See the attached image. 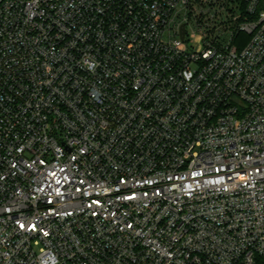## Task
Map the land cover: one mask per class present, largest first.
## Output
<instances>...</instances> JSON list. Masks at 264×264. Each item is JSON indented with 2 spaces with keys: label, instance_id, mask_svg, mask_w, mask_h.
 <instances>
[{
  "label": "built area",
  "instance_id": "built-area-1",
  "mask_svg": "<svg viewBox=\"0 0 264 264\" xmlns=\"http://www.w3.org/2000/svg\"><path fill=\"white\" fill-rule=\"evenodd\" d=\"M0 264H264V0H0Z\"/></svg>",
  "mask_w": 264,
  "mask_h": 264
},
{
  "label": "water",
  "instance_id": "water-1",
  "mask_svg": "<svg viewBox=\"0 0 264 264\" xmlns=\"http://www.w3.org/2000/svg\"><path fill=\"white\" fill-rule=\"evenodd\" d=\"M183 35H184V26H181V38L183 37Z\"/></svg>",
  "mask_w": 264,
  "mask_h": 264
}]
</instances>
